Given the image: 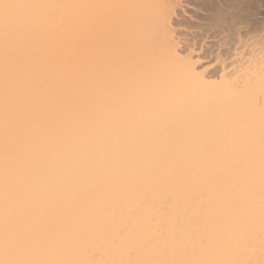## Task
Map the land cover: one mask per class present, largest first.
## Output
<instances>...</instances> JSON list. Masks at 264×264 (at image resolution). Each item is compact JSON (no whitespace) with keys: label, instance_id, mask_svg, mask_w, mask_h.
Masks as SVG:
<instances>
[{"label":"bare ground","instance_id":"bare-ground-1","mask_svg":"<svg viewBox=\"0 0 264 264\" xmlns=\"http://www.w3.org/2000/svg\"><path fill=\"white\" fill-rule=\"evenodd\" d=\"M0 2L39 5L9 10L27 35L0 21V259L264 264L261 0L244 37L210 27L214 0ZM85 4L136 7H52ZM92 14L133 18V55L81 86L60 36ZM21 81L32 118L6 125Z\"/></svg>","mask_w":264,"mask_h":264},{"label":"snow or ice","instance_id":"snow-or-ice-1","mask_svg":"<svg viewBox=\"0 0 264 264\" xmlns=\"http://www.w3.org/2000/svg\"><path fill=\"white\" fill-rule=\"evenodd\" d=\"M264 7V0H261ZM39 7V5H26L19 3L0 2V21H3L7 31L15 28L27 35L30 22L21 17H13L9 14L11 9ZM52 7H77L87 9H123L132 8L136 5L128 4H85V5H53ZM160 9H166V4L157 5ZM214 12L210 17L209 24L213 30L225 34H239L244 37L251 33L250 15L248 9L255 5L240 3L239 0H214L212 5ZM135 20L118 14H92L74 19L71 26L60 36L62 47V59L65 67L83 86L88 83L110 84L114 72L126 67L133 55L131 31ZM249 44L252 40L249 39ZM259 49L262 71H264V26L259 32ZM49 89L54 88L52 81L48 82ZM15 88L23 94V100L12 101L6 96L5 122L10 121L12 113H18L31 119L29 104L36 94L22 81L17 82ZM26 121H21L23 126ZM264 181V176H262ZM0 264H65L60 261H47L29 258L0 259ZM83 264V262H81Z\"/></svg>","mask_w":264,"mask_h":264}]
</instances>
